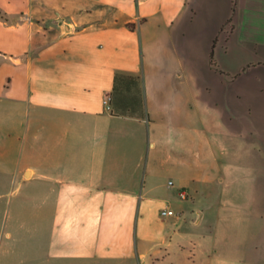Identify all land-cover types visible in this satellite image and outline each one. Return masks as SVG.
Returning <instances> with one entry per match:
<instances>
[{
  "label": "crops",
  "instance_id": "crops-1",
  "mask_svg": "<svg viewBox=\"0 0 264 264\" xmlns=\"http://www.w3.org/2000/svg\"><path fill=\"white\" fill-rule=\"evenodd\" d=\"M0 185L16 264H264V0H0Z\"/></svg>",
  "mask_w": 264,
  "mask_h": 264
},
{
  "label": "rangeland",
  "instance_id": "rangeland-1",
  "mask_svg": "<svg viewBox=\"0 0 264 264\" xmlns=\"http://www.w3.org/2000/svg\"><path fill=\"white\" fill-rule=\"evenodd\" d=\"M10 191H12V186H10ZM5 190L4 188L0 185V251L2 249H8L10 251L9 256L7 259H10V262H14L16 264V261L19 259V257L29 249L30 244L24 242L23 240H19L16 242L8 243L6 240V228H5V217H4V212H5ZM29 257V256H27ZM39 262L35 261V264H38ZM20 264V263H17ZM25 264H31V263H25ZM41 264H64L62 262H54V263H41Z\"/></svg>",
  "mask_w": 264,
  "mask_h": 264
},
{
  "label": "built area",
  "instance_id": "built-area-1",
  "mask_svg": "<svg viewBox=\"0 0 264 264\" xmlns=\"http://www.w3.org/2000/svg\"><path fill=\"white\" fill-rule=\"evenodd\" d=\"M111 100H112L111 95L109 93L105 94L103 101H104V104L107 108H110ZM180 196L183 199H187L188 193L186 192V190H183V191H181ZM161 214L164 217H170V216L176 215V212L172 209L167 208V209H163L161 211Z\"/></svg>",
  "mask_w": 264,
  "mask_h": 264
}]
</instances>
